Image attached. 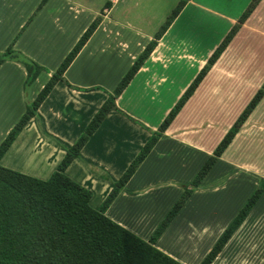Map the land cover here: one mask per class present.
<instances>
[{"label": "crops", "instance_id": "0c3cea01", "mask_svg": "<svg viewBox=\"0 0 264 264\" xmlns=\"http://www.w3.org/2000/svg\"><path fill=\"white\" fill-rule=\"evenodd\" d=\"M252 1L190 0L158 40L117 98L121 112L108 114L66 171L92 192L94 209L101 208ZM179 2L0 0V57L12 49L45 69L26 87L21 61L0 64V145L101 19L1 165L48 180ZM263 85L261 0L106 216L148 241ZM262 178L264 97L156 247L182 264H201ZM212 264H264V195Z\"/></svg>", "mask_w": 264, "mask_h": 264}, {"label": "trees", "instance_id": "16d2710c", "mask_svg": "<svg viewBox=\"0 0 264 264\" xmlns=\"http://www.w3.org/2000/svg\"><path fill=\"white\" fill-rule=\"evenodd\" d=\"M189 1L180 0L171 16L156 34V38L146 47L114 93L99 109L85 133L67 150L64 159L48 180L5 168L1 165V160L20 133L37 115L39 107L55 85L64 80V73L100 25V18H97L87 29L37 98L28 104L24 115L0 145V264H182L158 249L156 243L258 106L264 97V85L229 129L200 173L185 187L180 199L148 241L110 219L105 212L119 193L125 190L138 167L193 96L261 0H253L241 15L238 23L226 35L163 121L158 132L153 134L125 174L115 184L113 191L100 209L96 210L90 205L92 192L70 178L66 171L71 163L80 157L81 150L108 114L112 110L121 112L116 105L117 98L133 80L156 48L158 40L166 33ZM8 58L19 60L25 65L28 72L26 87L45 70L34 61L21 58L20 54L14 53L12 49H8L0 57V64ZM263 195L264 178L201 264H212Z\"/></svg>", "mask_w": 264, "mask_h": 264}, {"label": "rangeland", "instance_id": "374dc122", "mask_svg": "<svg viewBox=\"0 0 264 264\" xmlns=\"http://www.w3.org/2000/svg\"><path fill=\"white\" fill-rule=\"evenodd\" d=\"M205 163H206V162H205ZM205 163H204V164H205ZM203 166H204V165H203ZM203 166H202V167H203ZM200 171H201V170H200ZM200 171L197 173V175L200 173ZM250 189H251V186H250ZM255 190H256V189H255ZM255 190L252 192V194L255 192ZM244 192H245L244 194L247 195V194H246V193H247V187L245 188V191H244ZM252 194L250 195V197L252 196ZM240 195H241V194L237 195L236 198L240 197ZM250 197H249V198H250ZM249 198H248V199H249ZM177 201H178V200H177ZM239 201H240V200H239ZM247 201H248V200H247ZM247 201H246V202H247ZM239 204H240V202H238V204H237L236 206L238 207Z\"/></svg>", "mask_w": 264, "mask_h": 264}]
</instances>
